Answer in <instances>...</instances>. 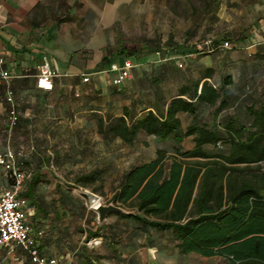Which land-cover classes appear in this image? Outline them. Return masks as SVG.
Listing matches in <instances>:
<instances>
[{
    "label": "crops",
    "instance_id": "1",
    "mask_svg": "<svg viewBox=\"0 0 264 264\" xmlns=\"http://www.w3.org/2000/svg\"><path fill=\"white\" fill-rule=\"evenodd\" d=\"M169 1L0 0V53L6 58L5 69L12 75L0 85V152L11 151L29 174L21 194L29 202L28 222L34 234L43 232L40 237L43 254L57 259L59 264H232V258L217 253L218 249L184 250V239L173 229H158L135 219L139 216L148 222L185 224L192 217L197 218L201 215L195 206L199 182L187 208L184 203L179 207L175 203L178 187L168 207L159 214L140 211L135 196L125 205L116 204L125 214L112 212L103 223L99 222L98 213L86 206V191L95 193L94 190L80 185L78 194L67 186L75 171H80L81 176L101 170L104 180L120 182L132 168L155 160L158 151L167 153L164 163L168 168L175 158H180L175 149L194 148L193 137L178 143L174 139L160 141L144 132L132 144L106 137L105 141H80V109L82 115L101 113L105 106L87 109L91 100L123 96V110L129 108L138 119L160 97L164 101L170 99L163 93L161 83L154 89L149 87L145 74L163 65L159 55L167 48L157 38L149 43L142 39L123 40L124 37H160L164 32L168 36L180 35L182 31L189 34L198 8L189 5L186 19L179 8L167 7ZM173 1L180 4L188 0ZM200 6L198 12L206 18L220 21L224 35L237 36L231 42L235 48L248 57L264 54V0H201ZM185 19L188 26L182 30L181 22ZM251 36L258 42L247 45L246 40ZM119 52H134L136 56L119 55ZM45 58L55 73L54 90L50 92L37 87L39 67ZM129 59L136 65L131 78L119 87L114 86L111 82L118 77V69ZM85 77L89 78L88 82H84ZM223 79L218 85L213 84L221 89ZM258 79L262 83L252 93L244 89L237 96L239 120L241 115L249 118L250 108L264 111V71ZM229 85L225 93L230 97ZM9 91L13 92L18 116L15 125H11ZM121 92L122 95H116ZM187 116L191 117L190 121H185ZM179 118L184 131L193 124V116L188 113H180ZM247 126H251L250 121ZM98 130L101 133L100 126ZM114 144L119 146V151L114 149ZM210 146L206 145V150ZM122 161L127 167L115 174ZM0 172L2 192L11 188L12 181L1 168ZM169 177L165 172L159 184ZM116 191L110 195L113 197ZM182 212L184 219L176 221L175 217ZM94 239L101 244H90ZM187 241L192 246L199 245L197 238L189 237ZM207 250L214 253H204ZM0 264L33 263L21 246L13 244L0 246Z\"/></svg>",
    "mask_w": 264,
    "mask_h": 264
},
{
    "label": "trees",
    "instance_id": "2",
    "mask_svg": "<svg viewBox=\"0 0 264 264\" xmlns=\"http://www.w3.org/2000/svg\"><path fill=\"white\" fill-rule=\"evenodd\" d=\"M119 55L135 57L136 53ZM214 73L211 68L203 70L200 78L183 84L169 100L160 97L141 118L136 119L125 108L121 116L110 117L106 125L101 120L104 137L120 138L126 144L134 143L140 132L160 141L174 139L182 143L193 137L195 142L192 150L175 149L180 160L175 158L168 168L164 163L167 153L163 151H158L155 160L132 168L114 189L117 191L111 202L125 205L137 196L140 211L159 214L179 187L175 203L178 207L184 203L187 208L199 182L195 206L201 215L197 218L192 217L185 224L148 222L139 216L135 219L158 229H173L184 239V250L218 249L217 253L232 258V264H264V173L259 166L264 162V111L250 108L246 124L231 116L222 130L219 114L235 100L225 93L231 79L224 78L219 89L213 84ZM153 82L159 86L160 78ZM205 107L214 108L210 124L198 121ZM180 113L193 116V124L185 131ZM249 121L251 126H247ZM222 144L229 146L227 152L205 148L211 145L218 149ZM251 165L258 167L254 170L249 168ZM165 172L169 173V180L159 184ZM75 181L105 196L104 171L79 175ZM184 214L178 213L176 221H182ZM189 237L197 238L199 245L188 244ZM204 253L212 254L214 250Z\"/></svg>",
    "mask_w": 264,
    "mask_h": 264
},
{
    "label": "rangeland",
    "instance_id": "3",
    "mask_svg": "<svg viewBox=\"0 0 264 264\" xmlns=\"http://www.w3.org/2000/svg\"><path fill=\"white\" fill-rule=\"evenodd\" d=\"M200 2L201 0H188L187 3H183L182 1L180 4H178L177 2L170 0L167 7L170 10H173L174 8L177 10L179 8L181 16L187 19L189 5L191 7L195 5V8L200 9ZM198 9L196 10L193 20L191 21L193 26L192 31L189 34L182 31L180 35L177 34L175 36H168V34L164 32L160 37H124L123 40L132 41L142 39L144 40V43H149L150 40L157 38L161 45L167 48V50L162 51L159 55L163 65L156 70L152 71V69H149V71L145 72L147 78H149V87L151 86L152 89L155 88V82L153 81L157 78H160L159 84L161 83V88H163V93L165 94L166 98H171L173 95H175L178 92V89L184 83H188L193 79L200 78L203 70H205L208 66L214 68L215 73L213 76V83L215 85H218L223 78H230L232 84L228 86V92L231 95L230 97L235 99V102L234 104L230 105L229 108L223 110L219 114L218 121L220 122L221 126H224L225 120L231 116L239 119L240 113H238L239 104L236 102L237 96L242 94L244 89H249L250 93H252L254 88H258V84L262 83L261 81L259 82L258 77L264 71V54H253L252 56L248 57L246 53L244 54L235 47H233L232 50L227 51L216 50L213 52H208L206 47L203 46L206 41L211 40L212 42H218L220 45L225 41L235 42L237 36L224 35L223 29L225 28L222 27L220 21H211L210 19L206 18L205 14L201 13L200 10L198 12ZM186 19L182 20L181 22L182 30L188 26V21ZM247 39H249L248 41L246 40L247 45L255 43L253 41L258 42L257 39L252 36ZM238 45L242 46V44ZM199 46H202V49H200ZM180 63L183 64V67H179ZM172 70L175 71H173L171 74ZM243 72L247 73L248 75H244ZM242 83H244V85H242ZM152 93L153 92L149 93L150 97H153ZM122 94L123 93L121 92L116 95ZM118 97V99L111 98L110 100L108 97L105 98L106 101H102L103 97L97 98L100 99V101L91 100L87 109H98L100 108V104L105 105L101 108L103 109L101 113L88 112L82 115V111L80 109V141H105L104 135L99 132L98 128L101 124V120L107 124L110 115H119L123 113L124 97ZM119 99L121 100L120 102H118ZM108 100L110 101L109 103ZM213 112L214 108H203L202 114L198 120L199 123L210 124L213 121ZM234 113L236 114L234 115ZM186 118L187 119H185V121L191 120V117L189 116ZM240 120L241 122H245L247 118H243L241 115ZM118 147V145L114 144V149L117 148V151H119ZM228 147L229 146L227 144L220 145L218 149L210 146L207 148V151L218 152L223 149L227 152ZM119 166L120 167L118 170H116L115 174L121 173L125 167H127L125 161L120 162ZM259 166L261 167V172L264 173V162ZM257 167L258 165H251L249 168L256 170ZM241 168L245 167L242 166ZM74 173V177H71V174H67L69 177L73 178L70 181L71 184L67 186L71 187L78 194H80V184L76 183L75 181V177L80 175V171H75ZM118 184L119 181L116 179L105 180L104 192L108 194V196H103L105 205L111 203L112 196L110 194L115 188H117ZM90 191L92 190L90 189ZM89 193H93V191ZM88 197L89 196L87 195L86 201H88Z\"/></svg>",
    "mask_w": 264,
    "mask_h": 264
},
{
    "label": "built area",
    "instance_id": "4",
    "mask_svg": "<svg viewBox=\"0 0 264 264\" xmlns=\"http://www.w3.org/2000/svg\"><path fill=\"white\" fill-rule=\"evenodd\" d=\"M203 46L206 47L208 52L216 50L227 51L232 50L234 47L229 41L219 45L211 40L206 41ZM201 47L199 46L200 49H202ZM5 64L6 58L0 53V85L12 78L11 73L5 69ZM135 67L136 65L132 60H126L123 66L118 69V77L111 83L117 87L123 85L131 78L132 70ZM179 67H183V64L180 63ZM54 77L55 73L51 63L48 58H45L39 67L37 75L38 89L45 92L54 90ZM88 81L89 78L85 77L84 82ZM7 96V101L11 104V125H15L18 121V116L14 106L13 92L9 91ZM0 168L5 177L13 180V185L10 189L0 192V246L9 247L13 244L21 246L28 253L33 264H59L57 259L43 254L40 247V237L43 236V232L34 234L28 222L29 202L21 196L29 178L24 165L17 161L16 156L11 151H8L6 153L0 152ZM86 194L89 196L86 206L90 210L96 212L99 205L105 204L102 196L89 193L88 191H86ZM90 244L98 246L101 241L94 239Z\"/></svg>",
    "mask_w": 264,
    "mask_h": 264
},
{
    "label": "water",
    "instance_id": "5",
    "mask_svg": "<svg viewBox=\"0 0 264 264\" xmlns=\"http://www.w3.org/2000/svg\"><path fill=\"white\" fill-rule=\"evenodd\" d=\"M96 212L98 213V220L100 223L105 222L108 215L112 212L125 214V210L123 208L117 206L113 202H111L108 205H105V204L99 205Z\"/></svg>",
    "mask_w": 264,
    "mask_h": 264
}]
</instances>
